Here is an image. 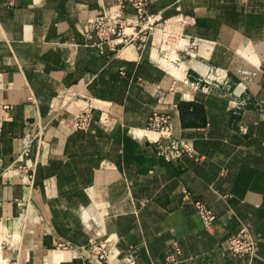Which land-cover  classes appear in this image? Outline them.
<instances>
[{
  "label": "crops",
  "instance_id": "1",
  "mask_svg": "<svg viewBox=\"0 0 264 264\" xmlns=\"http://www.w3.org/2000/svg\"><path fill=\"white\" fill-rule=\"evenodd\" d=\"M146 3L192 18L185 46L168 53L178 60L162 59L157 33L115 51L87 38L86 22L114 0H0V157L36 163L31 189L13 171L0 178L10 264H104L56 247L89 240L111 264H264V0ZM153 111L170 115L189 154L156 156ZM194 200L214 213L210 227ZM243 228L251 260L227 251Z\"/></svg>",
  "mask_w": 264,
  "mask_h": 264
},
{
  "label": "built area",
  "instance_id": "2",
  "mask_svg": "<svg viewBox=\"0 0 264 264\" xmlns=\"http://www.w3.org/2000/svg\"><path fill=\"white\" fill-rule=\"evenodd\" d=\"M116 3L115 10H105L97 14L93 19L86 22L85 34L87 38H95L98 43L106 44L111 51H115L118 46L128 45L133 42L144 44L149 36L157 33L161 39L159 54L162 59L167 61H176L177 58L168 57V53L176 54L185 41L184 27L192 24V18L179 14L175 17L164 19L161 16L153 15L147 11L146 0H114ZM126 7L133 9L134 18H126L122 16V11ZM130 31V32H126ZM189 48L193 49V43L189 44ZM205 83H209L204 80ZM197 84V83H195ZM193 84V85H195ZM197 87L194 86V89ZM173 91V87L168 90ZM90 123V114L88 109L82 110L75 118L74 126L78 131H85ZM148 143L152 146L156 156L166 161H176L182 155L191 152L190 146L181 139H177L173 135L171 117L163 111H153L146 121ZM42 133L38 134L40 140ZM15 172L21 179L22 185L26 189H31L34 185L36 174V163L27 166L20 164L17 160L5 164L0 157V178L8 172ZM190 197L189 194H187ZM195 210L205 227H210L216 220L214 213L207 205L199 200L193 202ZM1 222V218H0ZM8 238H2L0 244H6ZM227 251L232 258L250 259L253 257L256 244L254 239L243 228L232 234L226 239ZM56 247L64 252H82L87 253L89 258L94 261H101L104 264H111L106 252V245L94 240H89L86 245L74 248L65 243H57ZM249 260V261H250ZM0 264H10V261L1 259ZM125 264H134L128 260Z\"/></svg>",
  "mask_w": 264,
  "mask_h": 264
},
{
  "label": "rangeland",
  "instance_id": "3",
  "mask_svg": "<svg viewBox=\"0 0 264 264\" xmlns=\"http://www.w3.org/2000/svg\"><path fill=\"white\" fill-rule=\"evenodd\" d=\"M10 248H11V245H9V249ZM4 250H7V248H4L2 245H0V263H1V259H3L2 253H4Z\"/></svg>",
  "mask_w": 264,
  "mask_h": 264
}]
</instances>
